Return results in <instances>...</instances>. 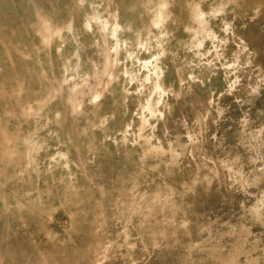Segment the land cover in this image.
<instances>
[{
    "label": "rangeland",
    "instance_id": "rangeland-1",
    "mask_svg": "<svg viewBox=\"0 0 264 264\" xmlns=\"http://www.w3.org/2000/svg\"><path fill=\"white\" fill-rule=\"evenodd\" d=\"M0 264H264V0H0Z\"/></svg>",
    "mask_w": 264,
    "mask_h": 264
}]
</instances>
